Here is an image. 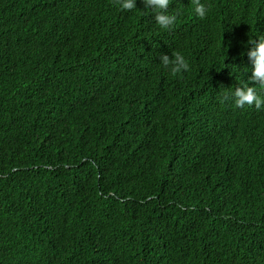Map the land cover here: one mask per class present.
Returning a JSON list of instances; mask_svg holds the SVG:
<instances>
[{"label":"trees","instance_id":"16d2710c","mask_svg":"<svg viewBox=\"0 0 264 264\" xmlns=\"http://www.w3.org/2000/svg\"><path fill=\"white\" fill-rule=\"evenodd\" d=\"M26 1L27 8L18 0H0V55L12 34L49 16L55 35L73 53L79 50L98 61L102 70L94 80L65 82L55 94H45L41 83L30 88V65L22 75L0 81V142L31 133L40 140L50 167L35 173L12 171L0 159V251L11 228L28 209L38 207L33 219L64 221L78 241L82 225L89 226L97 243L96 260L89 263L94 260L90 244L78 251L72 236L53 244L47 238L54 235L34 233L32 253L19 254L17 264L33 259L50 264H264L255 235L246 243L239 239L243 221L257 224L264 209V114H245L229 131L218 125L217 108L212 122L211 108L198 111L202 96L211 92L216 98L213 86L230 75L218 74L211 81L222 55L202 45L204 21H191L179 35L168 36L148 21L150 12L139 2L138 13L120 11L110 0ZM37 44L28 47V57ZM172 47L183 49L191 64L181 79L170 77L158 63L159 54L171 55ZM114 67L135 71V77L128 80L124 72L130 83L116 77L113 85ZM131 82L135 84L128 91ZM103 85L108 88L99 92ZM54 134L61 151L85 144L73 169L50 164ZM248 152L253 156L244 155ZM97 198L107 210L106 217H95L99 223L105 220L100 231L91 214ZM207 206L213 214L205 211ZM222 213L232 218L228 231L190 260L173 257L169 235L160 239L158 230L168 222L191 217L209 221ZM139 223L145 224L147 238L138 235ZM263 224L256 225V232ZM3 259L0 254V264Z\"/></svg>","mask_w":264,"mask_h":264},{"label":"clouds","instance_id":"9594fccd","mask_svg":"<svg viewBox=\"0 0 264 264\" xmlns=\"http://www.w3.org/2000/svg\"><path fill=\"white\" fill-rule=\"evenodd\" d=\"M113 6L120 11L141 10L136 8L139 2L143 10L150 12L148 21L161 32L168 36L181 33L190 25L204 21L207 34L203 37L202 45L210 50L221 52L220 64L211 81L218 74L230 73L227 79L217 82L216 98L210 93L203 95L198 111H209L211 122L214 121L216 108L221 112V123L224 129L230 131L235 120L241 121L245 114H264V0H110ZM219 2L220 4H215ZM23 7H28V1L18 0ZM76 27V26H74ZM174 32V33H173ZM165 38V37H163ZM38 43L31 56L28 57L27 49L30 45ZM170 54H159L158 63L162 69L168 71L169 76L177 79L183 77L190 69V62L185 56L173 47ZM88 53V52H87ZM234 56V57H231ZM224 60V62H222ZM30 67V80L28 84L33 90L36 86H45L44 93H56L55 88L65 82L75 81L86 77L93 80L101 75V65L98 61L83 57L79 50L72 52L59 36L54 33V26L49 16L33 25H26L12 34L5 42L0 55V81H9L15 76H20ZM83 69H88L90 73ZM125 69H116L112 72V83L117 80L124 83ZM126 77L131 80L135 77V71H126ZM39 76V77H37ZM186 80L191 82V75ZM187 76V77H188ZM37 77V78H35ZM38 82V83H35ZM41 83V84H40ZM128 89L134 87V82ZM127 90L121 92V94ZM120 94V95H121ZM2 97L0 96V102ZM207 104H213L205 106ZM225 120H224V119ZM210 121L207 123L211 124ZM59 135L54 134L51 141L52 156L50 164L58 163L66 170L76 166V161L84 154L85 144L77 143L72 149L61 151L58 149ZM104 155L111 161L110 155ZM244 155L253 156L251 153ZM12 166V171L19 170L27 173H35L46 168L47 160L43 155L42 144L33 134L19 139L18 135L10 136L8 141L0 142V159ZM43 207V206H42ZM30 208L24 213L16 226L8 233L4 248L0 254L4 256V264H17L19 254L32 253L30 237L34 233H47V242L58 244L62 237L72 236L74 246L80 251L85 245L90 244L89 252L96 260L97 243L94 233L87 225H82V241L76 239L75 230L70 231L64 221L35 220L34 211ZM205 211L213 214L210 207ZM92 223L96 231H100L105 220L101 223L95 217H106L107 210L98 198L94 200L91 210ZM232 218H224L223 213L216 215L209 221L197 223L184 221L168 222L158 230L160 239L172 240L173 257L188 258L201 251L206 252L217 239L209 234V225H220L224 231H228ZM235 224L240 220L234 219ZM264 222V209L257 224ZM243 221L239 239L245 243L254 236L257 249L264 255V224L256 232V225ZM138 235L147 238V228L144 223L138 224ZM178 229V233L175 231ZM151 254L156 257L155 250L150 246ZM21 264H50L46 259H33Z\"/></svg>","mask_w":264,"mask_h":264},{"label":"water","instance_id":"95a60500","mask_svg":"<svg viewBox=\"0 0 264 264\" xmlns=\"http://www.w3.org/2000/svg\"><path fill=\"white\" fill-rule=\"evenodd\" d=\"M90 14L93 16V12H91ZM79 31L81 32L80 29H79ZM81 33H83L85 37H90L89 35L87 36V32H85V31H82ZM84 43H86V42H84ZM180 52H183V49L180 50ZM97 88H98V90L100 92V90H102L104 88H108V87L106 85H103V86H100V87H97ZM189 221L193 222V223H197V218L191 217L189 219ZM208 231H209V234L211 235V237L213 239H217V240L220 238V236H222L225 233L224 229L220 225H217V224H210Z\"/></svg>","mask_w":264,"mask_h":264},{"label":"bare ground","instance_id":"6f19581e","mask_svg":"<svg viewBox=\"0 0 264 264\" xmlns=\"http://www.w3.org/2000/svg\"><path fill=\"white\" fill-rule=\"evenodd\" d=\"M173 33H174V32H173ZM172 39L174 40V37H172ZM220 123H221V122H219V124H218V125H220Z\"/></svg>","mask_w":264,"mask_h":264}]
</instances>
